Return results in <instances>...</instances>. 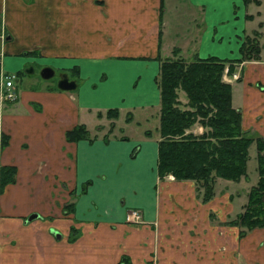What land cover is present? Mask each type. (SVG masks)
Segmentation results:
<instances>
[{"label":"crops","instance_id":"obj_1","mask_svg":"<svg viewBox=\"0 0 264 264\" xmlns=\"http://www.w3.org/2000/svg\"><path fill=\"white\" fill-rule=\"evenodd\" d=\"M259 2L0 0V70L14 74L15 92L0 96V166H12L0 188V264H264V226L240 234L229 220L242 207L215 193L202 200L194 180L159 177L155 166L158 57L172 50L185 60L241 57L230 103L242 130L264 137V41L257 26L246 31ZM246 36L256 56H241ZM31 63L76 75L74 87L41 77L16 88ZM117 72L124 86L109 82ZM120 108L138 133L113 132ZM84 113L110 125L90 132ZM79 123L87 136L66 140ZM129 207L141 221H125Z\"/></svg>","mask_w":264,"mask_h":264},{"label":"trees","instance_id":"obj_2","mask_svg":"<svg viewBox=\"0 0 264 264\" xmlns=\"http://www.w3.org/2000/svg\"><path fill=\"white\" fill-rule=\"evenodd\" d=\"M257 49L255 41L244 37L242 57L256 56ZM172 52L173 56L158 57L157 175L192 179L201 189V199L207 200L215 177L237 180L246 175L247 148L254 141L257 179L246 193L242 210L229 222L240 228V234L264 226V137L242 130L240 112L230 103V84L222 78L223 72L230 75L242 58L208 55L185 60ZM179 91L185 100L178 97ZM105 114L114 116L116 108H107ZM194 123L202 127L200 133L185 131ZM64 136L74 140L86 137L87 132L79 123L66 129ZM11 175L12 166H0V188Z\"/></svg>","mask_w":264,"mask_h":264},{"label":"rangeland","instance_id":"obj_3","mask_svg":"<svg viewBox=\"0 0 264 264\" xmlns=\"http://www.w3.org/2000/svg\"><path fill=\"white\" fill-rule=\"evenodd\" d=\"M251 6L252 5L250 3L247 5V8H249V10H250ZM258 9H259V14L255 17V19L253 21L250 20L249 23L246 22V31H249L250 27H256L257 26L259 28V30L261 31V34L259 35V38H257V39H259L260 43H262L264 41V26L259 22L264 20V0H260ZM255 10H256V6H254L252 8L251 12L254 14ZM250 33L251 32H249V34ZM257 42H258V40H257ZM258 44H259V42H258ZM261 46H262V56L264 58V45L262 44ZM232 53L233 52H229L230 55H232ZM31 64H32L33 71L31 73L22 72L21 75H18V77L21 79V81H20V83L15 84L16 88L23 87L26 84L30 85L35 80L37 82H41V75L39 72H40V69L42 67L37 65L36 63H31ZM63 71L66 73L69 80H74V78L77 79L76 75L71 76L70 73H67L65 70H63ZM59 76H60V70L54 69L53 74H51L47 79H49V81H51L53 83H56V80ZM108 80H109V82H112V83H116V81H120L121 85H123V84L125 85V82L127 81V79H125L124 77L119 76V72H117L113 76V78H110V76H109ZM179 92H181V91H179ZM104 107L105 106L101 105L99 107L97 106L96 109H101V111H104L109 106H106V108H104ZM158 107H159V105H158ZM119 112H120V115L115 119L116 122H115V128H114L113 132L119 133L120 128L117 129V126L123 125V126H126L124 128L121 126L123 129V133L132 134V135H134V133L135 134L138 133L140 130L139 127H135L133 125H130L128 127V124L127 125L123 124L124 123L125 109L120 108ZM83 119H84L85 124L88 127L90 132H96L98 130L97 126L99 123L103 124L104 127H106L107 125H110V123L107 120H105L106 119L105 117H102V119H97L94 117V115L92 113L91 114L84 113ZM247 132H246V134L251 135L250 131H247ZM247 150H248V158L246 160V168H245L246 175L245 176H241L237 180H229V179L215 177V180H213V184H212V188L214 187L213 193H215L217 196L224 195L229 199V201L235 203L236 206H234L233 211H237L239 208H241L244 205L245 200H246V193H247L249 187L251 185H253L257 179L256 157H255L256 150H255L254 141L250 142ZM223 181H225V182H223ZM196 186H197V184H196ZM200 198H201V196H200Z\"/></svg>","mask_w":264,"mask_h":264},{"label":"built area","instance_id":"obj_4","mask_svg":"<svg viewBox=\"0 0 264 264\" xmlns=\"http://www.w3.org/2000/svg\"><path fill=\"white\" fill-rule=\"evenodd\" d=\"M12 75H5L3 84H4V89H0V96L2 98L6 99H12L15 95L12 86H11V77ZM125 220L130 221V222H137L141 220V213L139 210L136 208H128L125 212Z\"/></svg>","mask_w":264,"mask_h":264},{"label":"water","instance_id":"obj_5","mask_svg":"<svg viewBox=\"0 0 264 264\" xmlns=\"http://www.w3.org/2000/svg\"><path fill=\"white\" fill-rule=\"evenodd\" d=\"M40 75L43 78H48L51 74H53V70L51 67L49 66H43L40 69ZM61 76L58 77V79L56 80V86L60 89H71L74 87L75 82L74 80H69L66 76V74H62L60 73ZM35 213L30 214V216L28 217V219L32 216H35Z\"/></svg>","mask_w":264,"mask_h":264},{"label":"flooded vegetation","instance_id":"obj_6","mask_svg":"<svg viewBox=\"0 0 264 264\" xmlns=\"http://www.w3.org/2000/svg\"><path fill=\"white\" fill-rule=\"evenodd\" d=\"M60 76H61V74H60Z\"/></svg>","mask_w":264,"mask_h":264}]
</instances>
